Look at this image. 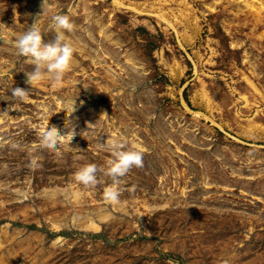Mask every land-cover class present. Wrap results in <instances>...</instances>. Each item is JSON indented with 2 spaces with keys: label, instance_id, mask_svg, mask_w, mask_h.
<instances>
[{
  "label": "rangeland",
  "instance_id": "obj_1",
  "mask_svg": "<svg viewBox=\"0 0 264 264\" xmlns=\"http://www.w3.org/2000/svg\"><path fill=\"white\" fill-rule=\"evenodd\" d=\"M42 3L0 0V264H264V0ZM38 14L45 42L69 16L73 54L31 89ZM108 138L143 154L117 203L74 179Z\"/></svg>",
  "mask_w": 264,
  "mask_h": 264
},
{
  "label": "clouds",
  "instance_id": "obj_2",
  "mask_svg": "<svg viewBox=\"0 0 264 264\" xmlns=\"http://www.w3.org/2000/svg\"><path fill=\"white\" fill-rule=\"evenodd\" d=\"M46 4L47 0H43L42 11ZM40 14L36 16L34 23L17 37L15 42L17 55L30 58V62L33 65L32 71H25V82L31 86V89L35 83L44 79L46 75L56 82H60L69 67L73 54V49L65 37V31L71 32L74 28L69 16L57 14L51 18L50 28L55 31V36L51 41L45 42L37 22ZM30 92V90L24 88L12 87L11 96L22 102L29 97ZM69 131L66 134H61V131L56 126L49 125L40 134L41 147L54 150L60 138L68 135ZM71 135L72 138L76 135L74 128L71 129ZM100 147L110 153L105 165L85 164L74 173V179L85 187L93 188L100 183L98 173L109 177L111 184L103 188V198L106 201L117 203L121 195L119 188L120 179L125 177L133 167L139 168L143 166V154L138 150L129 148L116 139L110 138L105 143L100 144ZM29 167L36 169L40 165L33 158L29 163Z\"/></svg>",
  "mask_w": 264,
  "mask_h": 264
},
{
  "label": "bare ground",
  "instance_id": "obj_3",
  "mask_svg": "<svg viewBox=\"0 0 264 264\" xmlns=\"http://www.w3.org/2000/svg\"><path fill=\"white\" fill-rule=\"evenodd\" d=\"M117 4V3H116ZM246 4L248 5V6H250V7H254V5L253 4H249V2H246ZM142 10V9H141ZM161 16V15H160ZM161 17H163V16H161ZM177 17H175V19H176ZM161 19H164L165 20V18L163 17V18H161ZM169 22V21H168ZM183 24V23H182ZM249 82V81H248ZM249 84L254 88V86L251 84V82H249ZM204 93H205V95H207L206 94V92L204 91ZM200 95V94H199ZM245 97V96H244ZM246 98V97H245ZM246 100V99H245ZM247 101H248V103H249V100H248V97H247ZM256 105V104H255ZM257 125V124H256ZM261 125V124H260ZM259 125V126H260ZM255 127V126H254ZM251 129V128H250ZM253 129V128H252ZM255 130V129H254ZM263 131V130H262ZM258 132H259V130H258ZM262 133V132H261ZM75 198H77V196H79L77 193H75ZM104 216V215H103ZM94 224V223H93ZM92 224V225H93ZM94 226V225H93Z\"/></svg>",
  "mask_w": 264,
  "mask_h": 264
}]
</instances>
